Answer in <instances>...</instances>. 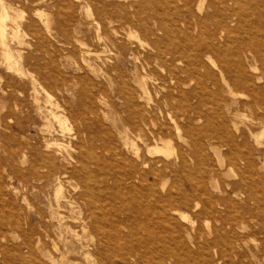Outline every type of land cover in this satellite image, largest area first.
Masks as SVG:
<instances>
[{"label": "rangeland", "instance_id": "1", "mask_svg": "<svg viewBox=\"0 0 264 264\" xmlns=\"http://www.w3.org/2000/svg\"><path fill=\"white\" fill-rule=\"evenodd\" d=\"M2 1L6 4L14 2V0ZM95 1H93V3L92 0H21V2L17 1L14 2L15 4L13 3V8L11 9L13 21L11 20L10 24L13 25L17 31L14 30L18 32V34L19 32L21 34H19L18 37H14V40H11V45L13 47V57L18 59L16 60L17 67L20 68L21 65L23 67L19 70L22 72H8L4 64L1 65L0 63V109H2L0 110V137L2 138L3 135V139H6L5 135L7 136V139H4V141L0 138V191L3 190V195L7 198L6 200L9 201V204L3 207V212L0 209V233H3V231L7 233L8 231L7 234L9 238L8 240H4L3 243L7 242L5 244L11 247V249L20 246L19 250H23L24 254H27L29 251L27 250L28 247L25 243L22 231L14 227V220H12L14 218L19 220L22 223L23 230L28 232L30 237L32 236L31 239L34 240L33 245L39 254L41 264H54L49 257L52 256L56 260L60 259L62 250H69L70 252V259L66 260L67 262L65 264L76 263L75 258L71 256L79 255L75 249H78L80 243L76 236L69 232L65 226L68 222L73 220V216L76 217L79 215V206H82L85 202L79 200L77 204H74L75 207L73 211L70 207L64 208L61 212L66 216H64L65 219H63L65 221L61 223L58 217L52 215L49 206L50 202L55 203L56 183H49L45 188L27 187L21 180L18 169L20 168L24 171L28 163L17 161L15 165L13 160L9 158L8 148L18 145L19 143H24V141L27 140L37 143L40 137H45L48 139L57 138L65 145V150H63L66 152L69 148L68 142L70 140L75 142V139H73L75 133L77 130H80L82 132V137L80 138L81 145L79 152L82 151L84 154L81 156V160L82 158L85 159L82 163L78 162L76 164L80 169L79 178L72 180L71 183L64 182L63 192L67 194L70 193L75 188L74 185H77V193L75 194L80 193L82 190H87L90 194L94 195L97 186H102L106 190L107 186L112 185L115 178L118 179L122 176V169L125 165L123 162H119V156L116 157L115 165L110 164L108 160L105 161L101 156L99 157L95 153L100 151L98 148L99 144L103 140L110 139V134H112L113 138L119 144L122 143V136L134 138V132L129 124L130 120L127 119L128 116L126 113V103L123 98L124 95L119 88V85L124 81L125 84L131 86L135 94L137 93L136 95L139 102L144 105L149 102V105L152 106L156 125L167 124L168 126H172V135L171 137L168 136V138H172L175 143H178L179 139L174 125L177 121L179 122L178 113L181 111L182 105L183 108L189 110L192 115L196 114L200 117L199 120L193 121L192 125L195 128L201 129L200 133L204 141L202 143L208 156L203 159L204 165L200 167L197 165L193 166V173L197 177H200L202 174L205 176V187L208 188L212 198L222 194L223 192L221 191L227 188V184L235 182L238 178L237 167L230 165L227 161L228 156L226 158V155H224L225 153L228 155V152H225L227 148H224L223 154H214V151L210 149L209 142H207L208 138L204 136L205 133L212 134L215 137L212 138L214 144H218L217 136L219 132H222L219 125L222 119L228 121L231 131L234 132L237 147L245 151L251 148L249 151L253 154L252 159L255 161L254 163L258 165L257 167L260 168H257L256 179L254 182L252 181L251 184L252 189L258 194V197L248 199L244 192L240 195H233L234 205L230 207L231 210L228 207L226 210L224 209L220 212L214 211L212 213H206L205 210H203L204 205H209L207 199H203V207H199L198 210H194L193 207L182 206L181 209L184 212V216L181 215V217H178L173 213L178 220V222H175L173 225V233L170 232L171 229L169 228L168 232L157 233L156 235H158V238L164 239L162 236H166L167 238L164 243L167 244L171 240L167 236L168 233L169 236H172L174 240L173 245L177 248V252L181 254L183 258H186V261L181 262L182 264H264V168L262 167L264 165V117H260V115L254 112V108L244 103L252 99L253 96L251 91L236 82V84L234 83L231 85V89L237 93L233 96L222 83L219 64L223 62V59L229 60L231 50H229V54L225 52L221 57L217 55L212 56L215 62L205 59L204 67L197 66L195 64L196 59L193 56L190 57L191 64L188 68L186 67L185 60L175 62L173 66L174 75L181 78H190L189 83L184 86V90L188 91L194 86L206 87L203 92H199L198 94L203 97L202 104H200L201 102L198 95L196 97L189 95V93L181 95V92L175 88L174 83V85L172 84L174 87L173 96H176L177 100L172 99V104L169 102H167V104L159 102L161 93H164L165 90L156 87L154 79L159 75H168L169 68L161 64L158 66L152 64L151 67L148 68L141 67V63L144 64L147 52L155 50L154 45L156 43H154V40L156 37L160 38L161 43L169 44L164 37L165 33L160 29L162 20L164 24L172 25L175 23L177 26H180L179 18H186L192 23L191 25H194L195 16H198L206 19L204 25L209 27L213 19L204 17L205 15L203 16V14L207 11H213L220 18L221 10L207 8V5H204L203 11L201 10L202 12H199L200 10L197 5L194 4L196 0H193L191 10L185 7L182 1L165 0L166 6L169 7L163 8L157 5L154 2L155 0H151L147 6H144L139 14V17H142L144 20L143 23L141 19L139 21L136 14V7L141 0ZM99 2L107 6V9L111 12L129 16L131 21L129 20L125 25L126 27L124 26V29L119 30L120 35H117V37L120 36L117 42L122 44V46H114L107 40V37L110 36L114 38L115 35H108L105 30L98 25L97 4ZM132 3L137 4H135L136 6H131ZM177 6H181L182 10L180 12L177 11ZM41 15L42 19H40ZM130 16H134V19H131ZM32 20L37 23V25H35ZM135 20L136 22L132 23ZM154 21L156 23H154ZM42 22H48L46 24L47 26H44ZM129 23H132L133 26ZM17 24L19 27H16ZM26 24L31 25L30 27H39V31H42L41 33L45 36L43 42H41L40 37L37 38L36 36H32L34 28L27 27ZM139 24L143 25L140 26ZM145 24L148 27H146ZM61 25L62 27H60ZM48 26H50L51 30H49L50 28ZM234 26L235 25H233V27ZM47 27L48 29H46ZM62 28H66V30ZM63 30L68 36L64 34ZM24 32L28 35L27 37H25L26 34ZM98 35H100V38ZM20 39L24 40L21 42ZM35 39L37 41H35ZM73 40H75V42ZM76 40H79L80 43H77L78 41L76 42ZM73 42L77 43L76 46ZM80 44H82V46H80ZM94 52L96 55L93 54ZM59 53H61V55ZM89 53L92 54L89 55ZM3 59L4 57L0 55V60L3 61ZM103 59L111 60L105 63ZM54 61L58 62L56 63ZM111 62L117 64L118 71L109 69L112 65ZM89 63L98 71L103 72H101L98 78L91 73L90 76L94 78V82L87 87L89 92L92 89L94 96L97 95V98L94 99L96 104L94 111H92V103L86 102L80 97V90L83 91L85 88L74 82L76 76L84 74L81 68H87ZM250 63H254V61L251 58H247V63L245 62V64L248 69L252 70L255 75H259L261 71L259 65H257L258 68H254L250 67ZM90 68L91 67H89V70ZM107 69H109L108 72L111 75L110 80L113 82L108 81L109 78L106 77L107 75L105 73H107ZM233 70L236 71V68L234 67ZM23 71L28 78L25 77L26 75H23ZM114 71L115 73H113ZM58 72H61L62 75L60 79L58 78V82L68 81V88L70 89L66 90L58 87L55 76L59 74ZM51 73L54 76L51 75ZM137 78H145V82L150 90V101H148L146 97V99L140 97L142 91L137 83ZM230 78L234 81H239V78L233 76H230ZM262 80L263 81H259V83L263 82L261 86L259 84V92L264 95V87L262 88V86H264V79ZM6 81L12 83L13 89L16 91L15 97L13 95L9 96V93L5 94V91H2ZM23 81L24 83H22ZM26 82L28 84L26 90L27 94H33L35 91L32 90H35V88L39 90L37 93L38 100H34V98L30 97L31 112L25 111L24 113L23 111L22 114H20L18 110L19 106L17 105L19 103L18 98L22 95H18V91H23L25 89L24 86ZM61 87H64L63 83ZM96 99L97 101H95ZM230 103L232 107L228 110L227 105ZM37 106H39V110H37ZM52 108L53 110H61L62 115L65 116H62L64 120L62 124L50 115L49 111ZM6 111H8L10 115ZM3 112L7 113L9 117L7 114L6 116L3 115ZM97 112H99V117H101V122H103V128L97 122ZM28 118L29 120H25ZM16 122L21 123L20 125L23 124L24 132L18 133L15 130L14 132L12 131L11 125L12 123L14 125ZM7 125H9L13 133L10 132ZM244 140L246 144L243 143ZM39 145L41 148L44 147L42 143ZM105 153L108 157L109 152L105 151ZM22 155V159L25 158V161H29L33 157L31 152L27 149H24ZM129 155L133 157L131 151ZM72 165L73 164L68 163L69 168H72ZM112 167L113 170L111 169ZM210 168L219 169V172H221L219 176L216 174L213 180L211 176L214 175L213 173L215 172H207ZM181 180V173L173 176V178H169L165 191L167 192L172 188L173 193L177 195L182 184ZM160 183H162V181H160ZM179 195L181 197L183 196L182 194ZM102 198L103 203L106 205L107 201H105L103 196ZM178 198L180 200L182 199L179 196ZM191 198L193 205L198 198L197 196H189L188 199ZM15 203L18 206H16ZM5 217L6 220H4ZM10 220H12L11 224L8 223ZM5 221L7 222L6 224ZM181 225H183L182 227L184 229H182ZM74 230H78L81 233L80 228L75 225ZM174 233H182L185 235L187 243L189 244V249L191 250L190 254L187 255L185 247L178 244L179 241H177L178 239H176ZM188 233L190 236H188ZM196 240L200 242L197 243ZM207 242H209L210 245H207ZM197 244L200 245H198L199 248ZM59 247L60 250H58ZM146 250L150 256H155L157 254L155 247H146ZM81 256L82 255H80V257Z\"/></svg>", "mask_w": 264, "mask_h": 264}, {"label": "bare ground", "instance_id": "2", "mask_svg": "<svg viewBox=\"0 0 264 264\" xmlns=\"http://www.w3.org/2000/svg\"><path fill=\"white\" fill-rule=\"evenodd\" d=\"M17 1L21 2V0H14V2ZM93 1L95 0H92V2ZM149 1L151 0H141L136 7V14L139 21L141 19L143 23L144 20L142 17H139V14L143 10L144 6H147ZM178 1L184 2V6L191 10L193 0ZM154 2L163 8L169 7L166 6L165 0H155ZM13 3L6 4L0 0V55L4 57L3 61L0 60V63L1 65L4 64L6 67L5 69H7L8 72L14 71L15 73H19L22 72L19 70H21V67L23 66L21 65L20 68L17 67L16 60L18 59L13 57V47L11 45V40H14V37H18L19 34H21L20 32L18 34V32H16L17 30L10 24V21L13 19L11 11ZM98 4V20L96 19L98 25H100L108 35H115L114 38H111L110 36L107 37V40H109L114 46H122V44L117 42L120 38V36L117 37V35H120V29L122 30L126 27V23L130 20L129 16H125L124 14H119L117 12H111L103 3ZM135 4L137 3H132L131 6H136ZM194 4L197 5L200 10L199 12L203 11L204 5H207V8H213L219 11L221 10V16L219 18L213 11H207L204 13V17H210L213 19L210 22L209 27L204 25L206 19L198 16H195L194 25H191L192 23H190L189 19L186 18H179L180 26H177L175 23L172 25L164 24L162 20L160 29L165 33L164 37L169 44L161 43L160 38L156 37L154 40V43H156L154 45L155 50L148 51L144 59V64L141 63V67L143 68L151 67L152 64H154V66H158L160 64L164 66L166 65L169 68L168 75H159L154 79L156 87H160L165 90L164 93H161L159 102H164L165 104L169 102L172 104V99L177 100L176 96H173V83L175 84V88L181 92V95L189 93V95L196 97L199 92H203L206 89L205 86H194L188 91L184 90V86L189 83L190 78H181L174 75L173 66L176 61L179 62L185 60L186 67L188 68L191 64L190 57L193 56L196 59L195 64L199 67H204L205 59L215 62V60L213 61L212 56L217 55L221 57L223 53L227 52L229 54V50H231L229 60L223 59V62L219 64L222 83L233 96L237 93L231 89V85L234 83L236 84V82L251 91L253 96L252 99L244 103L254 108V112L260 115V117H264V95L259 92V87L263 83H259V81H263L262 79H264V0H196ZM181 10V6H177V11L180 12ZM40 17V19H42V15ZM132 18L134 19V16L131 17V19ZM136 20L132 23H135ZM155 21L154 23H156ZM44 23L42 22L45 26L48 22ZM17 25L16 27H19V25ZM26 25L27 27L31 26L29 24ZM35 25H37V23H35ZM147 25L146 27H148ZM233 25L235 26L233 27ZM50 26L48 27L50 28ZM131 26H133V24ZM48 27L46 29H48ZM60 27H62V25ZM30 28H34L32 33L33 35H31L33 37L36 36L37 38L40 37L41 42H43L45 36L41 33L42 31H39V27L32 26ZM62 29L66 30V28ZM49 30H51V28ZM65 33L66 32H64V34ZM27 36L28 35L26 34L25 37ZM98 37L100 38V35H98ZM23 40H21V42ZM35 41L37 40L35 39ZM73 41L75 42V40ZM74 42L73 44H75V46L77 43H80L79 40H76L77 43ZM80 46H82V44H80ZM59 54L61 55V53ZM90 54L92 53H89V55ZM93 54L96 55L95 52ZM247 58H251L254 61V63H250V67L258 68L257 65H259L261 69L259 75H255L252 70L248 69L245 64V62L247 63ZM110 60L111 59H105L103 62L108 63ZM111 63L112 65L109 69L116 71L118 69L117 64H114V62ZM89 67H91L90 70ZM234 67L236 68V71L233 70ZM81 69L84 71V74L76 76L74 82L75 84H79L85 88L83 91L80 90V97L86 102H91L93 106L92 111H94L96 106L94 99L97 98V95L94 96L92 89L89 92L87 87L92 85L94 82V78L90 76L91 73L98 78L102 71L100 72L95 69V67H92L91 63H89L87 68L82 67ZM109 69H107V73L105 74L107 75L106 77L109 78L108 81H112L110 80L111 75L108 72ZM115 71L113 73H115ZM58 73L59 74L55 75L58 87L60 89H70L68 88V81H63L61 83L58 82V78L60 79L62 76L61 72ZM23 75H26V73ZM51 75L53 74L51 73ZM230 76L239 78V81H234L230 78ZM25 77L28 78L27 75ZM22 83H24V81ZM62 83L64 87H61ZM137 83L142 91L140 97H142V99L146 97L147 100L150 101V90L145 82V78H137ZM3 86L2 91H5V94L9 93V96L13 95L15 97L16 91L13 89L11 82L6 81ZM24 87L25 89L23 91H18V95L21 94L22 96L18 98V105L16 104L19 106L18 110L20 114H22L23 111L24 113L25 111H30V97L34 98V100H38L37 93L39 90L37 88L34 87L35 90L32 91L35 92H33V94H27V82ZM263 87L264 86H262V88ZM119 88L124 95L123 98L126 103L127 119L130 120L129 124L134 132V138L122 136V143L119 144L113 138L112 134H110V139L103 140L99 144L98 148L100 151L95 152L99 157L101 156L105 161L108 160L110 164L115 165L116 157L119 156V162H123L125 165L122 169V176L118 179L115 178L112 185L107 186L106 190L102 186H97L95 188L94 195L90 194L87 190H82L80 193L75 194L77 193V185H74L75 188L70 193L67 194L63 192L64 182L71 183L72 180L79 178L80 169L76 166V164L78 162L82 163L85 159L82 158L81 160V156L84 154L82 151L79 152L81 145L80 138L82 137V132L80 130H77L75 133L73 138L75 139V142L71 140L68 142L69 148L66 152H64L65 145L57 138L48 139L40 137L37 143L27 140L24 141V143H19L18 145L8 148L9 158L13 160L15 165L17 161H24L28 163L27 168L24 171L20 168L18 169L20 178L27 187L45 188L49 183H56L55 203L50 202L49 206L52 215L58 217L61 223L65 221L63 219H65L64 216L66 215H63L61 212L64 208L70 207L73 211L75 207L74 204H77L79 200L85 202L82 206H79V215L76 217L73 216V220L68 222L65 226L69 232L76 236L78 242L80 243L78 249H75L79 255L71 256L75 258L76 263L74 264H182L181 262L186 261V258H183L182 255L177 252V248L173 245L174 240L172 239V236H169L168 233L167 236L172 241L170 240L167 244H165L164 242L167 237L163 235L162 237L164 239H159L156 234L168 232L169 228L171 229L170 232L173 233V225L175 222H178L176 216H184V212L181 209L182 206L193 207L194 210H198L199 207H203V199H207L209 205H204L203 210H205L206 213H212L214 211L220 212L233 206V195H240L244 192L248 199L258 197V194H256L251 187L252 181L254 182L256 179L258 165H256L254 163L255 161L252 159L253 154L249 151L251 148L245 151L237 147L234 132L231 131L228 121L226 119H222L219 124L222 132H219V135L217 136L218 144H214L212 138L215 137L212 134L205 133L204 136L208 138L207 142H209L210 149L214 151V154H223L224 148H227V151L225 152H228V155L226 153L224 155H226V158L228 156L227 161L230 165L237 167L238 178L235 182L228 183L227 188L221 191L223 192L222 194L212 198L208 188L205 187V176L202 174L200 177H197L193 173V166L197 165L200 167L201 165H204L205 163L203 159L208 156V153L202 143L204 141L202 139V134L200 133L201 129L195 128L192 125L193 121L199 120L200 117L196 114L192 115L190 111L187 109L185 110L181 104L182 108L178 113L179 122L177 121L174 125L179 142L175 143L173 139L170 138L173 131L172 126H168L167 124H155L153 109L152 106L149 105V102H147L146 105L139 102L136 95L137 93L135 94L131 86L125 84L124 81L119 85ZM198 96L201 102L200 104H202L203 97L200 95ZM95 101H97V99ZM231 107V103L227 105L228 110H230ZM38 108L39 106H37V110H39ZM49 113L60 124L63 123V117L65 116L62 115L61 110H53L52 108ZM98 113L99 112L96 113L97 122L103 128V122H101V117H99ZM6 114L7 113H4L3 115L6 116ZM29 118L25 120H29ZM20 124L21 123L19 122H16L14 125L12 123V131L14 132L15 130L18 133L24 132V128L22 126L23 124ZM7 127L9 128V125H7ZM9 130L12 132L10 128ZM168 136L170 137L168 138ZM5 137L7 139L6 135ZM1 139H3V135ZM244 142L245 140L243 143ZM40 143L44 144L43 148L40 147ZM24 149L29 150L33 155L30 160L27 158L29 161H25V158L22 159ZM105 151L109 152L108 157L106 156ZM130 151L133 153V157L129 155ZM68 163L73 164L72 168L68 167ZM262 167L264 168V165ZM111 169L113 170V167ZM211 171L215 172L213 173L214 175L211 176L212 180L216 174L219 176L221 173L219 172V169L212 168H210L207 172ZM179 173L182 174V184L178 194H174L172 188L166 192L165 187L169 178H173V176ZM160 181H162V183H160ZM0 194V209L3 212V207L8 205L9 201L6 200L7 198L3 195V190L0 191ZM179 194H182L183 196L181 197ZM102 196L105 201H107L106 205L103 203ZM178 196L182 199L180 200ZM189 196H197L198 198L193 205L192 198L188 199ZM16 206L18 205L16 204ZM173 213L176 216H174ZM4 220H6V217ZM12 220H14L15 229L22 231L25 243L28 247L27 250L29 251L27 254H24L23 250H19L20 246H18V248L14 247L11 249V247L5 244L7 242L3 243L4 240L9 239L7 234L8 231L7 233L3 231V233H0V264H41L39 254L33 245L34 240L31 239L32 236L30 237L29 233L23 230L22 223L19 220L14 218ZM12 220L8 223L11 224ZM6 223L7 222L5 221V224ZM74 225L80 228L81 233L78 230H74ZM182 226L183 225H181V227ZM182 229L184 228L182 227ZM174 235L176 239H178L177 241L180 242H178V244L185 247L186 254H190L191 250L189 249V244L187 243L185 235L182 233H174ZM188 236H190L189 233ZM198 245L199 244H197V246ZM207 245H210V243L207 242ZM146 247H155L157 254L155 256H150ZM58 250H60V247ZM69 253V250H62L60 253V259L56 260L52 256L49 258L54 264H65L67 262L66 260L70 259ZM80 255L82 256L80 257Z\"/></svg>", "mask_w": 264, "mask_h": 264}]
</instances>
